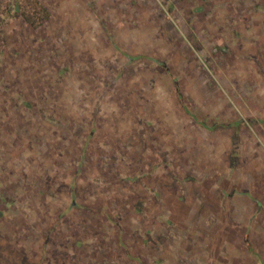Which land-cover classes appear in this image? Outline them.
<instances>
[{
    "label": "rangeland",
    "instance_id": "rangeland-1",
    "mask_svg": "<svg viewBox=\"0 0 264 264\" xmlns=\"http://www.w3.org/2000/svg\"><path fill=\"white\" fill-rule=\"evenodd\" d=\"M258 249L264 0H0V264Z\"/></svg>",
    "mask_w": 264,
    "mask_h": 264
},
{
    "label": "crops",
    "instance_id": "crops-1",
    "mask_svg": "<svg viewBox=\"0 0 264 264\" xmlns=\"http://www.w3.org/2000/svg\"><path fill=\"white\" fill-rule=\"evenodd\" d=\"M178 98H179V95H178ZM178 101H180V98L178 99ZM181 108H182V107H181ZM190 114H192V113H189V112L186 113L185 116H184L183 118H185V119L188 118V119L191 120V119H192V116H191ZM193 117H194V121H196V115H195V114H194ZM194 121H193L192 124H194ZM234 125H235V126H234ZM234 125H233V127H235V129H236V133H235V134H237V130H238V128H239V123L236 122ZM220 126H221V125H220ZM223 126H224V125H223ZM223 126H221V128H224ZM236 139H237V138H236ZM225 148H226V147H225ZM223 150H224V149H223ZM236 154H237V153H236ZM245 192H247V191H245ZM260 208H262V207L260 206ZM238 210H239V208H238ZM261 211H262V210L260 209L259 211H256V213L261 212ZM240 214H243V213L240 212ZM216 218H217V217H216ZM253 219H255V216H254ZM260 221H261V220H260ZM210 222L212 223V221H210ZM253 225H255V224H253ZM248 236H249V235H248ZM249 239H250V238H248V243H249V246H251V245H253V244H252V240L250 239V240H251V241H250ZM252 247H253V246H252ZM249 251H250V250H249ZM255 253H257V254H259V255H261V256H263V254H264V252H262V250H259V249H258L257 251H255Z\"/></svg>",
    "mask_w": 264,
    "mask_h": 264
},
{
    "label": "trees",
    "instance_id": "trees-1",
    "mask_svg": "<svg viewBox=\"0 0 264 264\" xmlns=\"http://www.w3.org/2000/svg\"><path fill=\"white\" fill-rule=\"evenodd\" d=\"M27 21L28 22H30V23H33L34 24V22H32L31 20H30V18H27ZM207 86H208V88H209V92L210 93H213L215 90H216V88H217V83L215 82V80L213 79V78H210L209 80H208V83H207ZM198 122V121H197ZM201 126H204V124L202 123V125ZM217 127V126H216ZM217 131V130H216ZM140 143L142 144V145H144L143 144V140H141L140 141ZM134 178H137V177H134ZM126 179V178H125ZM218 193V192H217ZM57 244L56 243H54V246H56ZM44 260H46V259H44ZM45 262V261H44Z\"/></svg>",
    "mask_w": 264,
    "mask_h": 264
}]
</instances>
